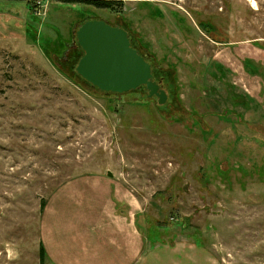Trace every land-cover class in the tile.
Returning <instances> with one entry per match:
<instances>
[{"label": "rangeland", "instance_id": "obj_1", "mask_svg": "<svg viewBox=\"0 0 264 264\" xmlns=\"http://www.w3.org/2000/svg\"><path fill=\"white\" fill-rule=\"evenodd\" d=\"M95 20L128 32L164 105L77 73ZM94 182L131 198L144 264H264V0H0V264L41 245L54 264L45 231H91L92 191L64 188Z\"/></svg>", "mask_w": 264, "mask_h": 264}, {"label": "crops", "instance_id": "obj_2", "mask_svg": "<svg viewBox=\"0 0 264 264\" xmlns=\"http://www.w3.org/2000/svg\"><path fill=\"white\" fill-rule=\"evenodd\" d=\"M70 187L78 191L87 188L89 192H95L93 195L91 192L92 199L88 201L90 219L86 220L91 225V231L80 235L74 218L71 232L60 233L51 243L45 231L44 239L51 261L54 264H144L145 238L138 227L135 206L129 205L131 209L128 215L120 214V209L131 203L126 190L102 182L68 184L64 189ZM78 196L77 202L66 197L69 198L67 209L65 202L62 209L57 207L47 216L53 218L60 210L71 212V205L82 200V195L78 193ZM93 226L97 231L95 234L92 233Z\"/></svg>", "mask_w": 264, "mask_h": 264}, {"label": "water", "instance_id": "obj_3", "mask_svg": "<svg viewBox=\"0 0 264 264\" xmlns=\"http://www.w3.org/2000/svg\"><path fill=\"white\" fill-rule=\"evenodd\" d=\"M77 43L84 51L77 73L94 88L105 93L124 94L146 86L149 97L156 96L160 105L166 94L158 92L152 67L131 46L127 31L105 21H89L77 32Z\"/></svg>", "mask_w": 264, "mask_h": 264}, {"label": "trees", "instance_id": "obj_4", "mask_svg": "<svg viewBox=\"0 0 264 264\" xmlns=\"http://www.w3.org/2000/svg\"><path fill=\"white\" fill-rule=\"evenodd\" d=\"M114 2L112 1H105V2H102V3H97L99 4L100 6H97V7H100V8H111L112 5H113ZM131 46L133 47L132 45V42H131ZM148 62V61H147ZM150 64V63H149ZM151 65V64H150ZM152 67V74L154 73L153 71V66L151 65ZM153 80H154V76H153ZM154 82L157 83V81L154 80ZM159 82V81H158ZM45 207L42 205V210L44 211ZM39 255H40V264H45V260H46V251H45V248L43 245L40 246V251H39Z\"/></svg>", "mask_w": 264, "mask_h": 264}, {"label": "flooded vegetation", "instance_id": "obj_5", "mask_svg": "<svg viewBox=\"0 0 264 264\" xmlns=\"http://www.w3.org/2000/svg\"><path fill=\"white\" fill-rule=\"evenodd\" d=\"M130 38V37H129ZM147 61V60H146ZM153 82H154V80H153ZM156 83V82H155ZM158 86H159V88H158V92L160 93L161 91H163L165 94H166V96H167V92H166V90H165V88H164V85L162 84V82L161 81H159V82H157L156 83ZM142 87H145L146 89H147V87L146 86H142ZM141 88V87H140ZM139 89V88H138ZM137 89V90H138ZM148 91V90H147ZM148 93H149V91H148ZM155 98H157L156 96H154ZM153 97V98H154ZM158 99V98H157ZM167 99H168V96H167Z\"/></svg>", "mask_w": 264, "mask_h": 264}]
</instances>
